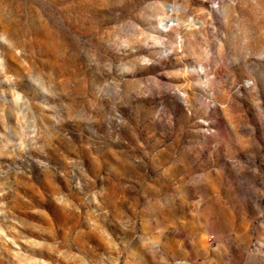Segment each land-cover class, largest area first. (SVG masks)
Returning a JSON list of instances; mask_svg holds the SVG:
<instances>
[{
	"label": "rangeland",
	"instance_id": "obj_1",
	"mask_svg": "<svg viewBox=\"0 0 264 264\" xmlns=\"http://www.w3.org/2000/svg\"><path fill=\"white\" fill-rule=\"evenodd\" d=\"M262 26L264 0H0V240L17 264H89L56 244L75 219L59 211L86 200L107 264H264Z\"/></svg>",
	"mask_w": 264,
	"mask_h": 264
},
{
	"label": "clouds",
	"instance_id": "obj_2",
	"mask_svg": "<svg viewBox=\"0 0 264 264\" xmlns=\"http://www.w3.org/2000/svg\"><path fill=\"white\" fill-rule=\"evenodd\" d=\"M183 6L187 7L188 5L185 2ZM173 39L175 40V37H173ZM165 42L166 41L162 40L161 46ZM167 42L171 44L172 49H174L177 53L183 54L184 49L182 51L178 50L175 47V43H172L171 40H169ZM141 43H144L143 39L138 41V42L131 43L130 46H132L134 44H141ZM254 43H258L262 48H264V26L259 28L258 35H257ZM222 48H223V45H222ZM151 63H152V61L149 60L148 58L141 57L138 60H133L132 62H130V65L128 66V68H130L131 72H132L136 69L137 65H139L140 67H145V66H149ZM177 75H179V73H177ZM99 88H100V86H94V90L96 93H97V90ZM176 88H178L179 91H173L172 89H171V91H173L175 94H178L182 100H186L187 99V92H188V90H190V86L188 84H180ZM87 94L89 97L88 85H87ZM222 106L223 105H221V107ZM113 109L115 110V105H113ZM108 119L109 120H115L117 127H122V126L129 127V128L131 127L130 125L127 124V121L120 118L119 114H116L112 117H109ZM90 121H91V119L87 122H90ZM69 124H72V123H69ZM62 133L66 134L68 137H70L66 132H62ZM62 146L65 148V145H63V144L51 146L49 151L43 156H47L49 153H52L53 155L57 156L62 161L61 153L64 151V150H62ZM31 154H36L37 156H42V155H39L35 152L30 151L25 155V157L31 158ZM93 159H95V157H93ZM41 162L45 163L43 160L38 159V158L34 160V163L38 166L41 164ZM45 164L47 165V163H45ZM41 169H43V168H41ZM47 169H48V165H47ZM166 172H167V169H166ZM209 183H212V181L209 180ZM249 190L252 191L253 193L257 192V190L252 188L251 186H249ZM47 195H48V192H47ZM217 198L219 199V197H217ZM73 199H76V196H73ZM50 201H51V199H50ZM51 203H52V201H51ZM87 203H88V200L83 201L78 208L80 215L79 216H73L71 218L66 217L63 213H61L58 210L61 217H63L65 220H73L74 218L75 219H74V222L72 224H70L67 228H64L62 230V234L60 236H57L56 244H57L58 248H66L67 247V248H70L73 252L78 253L79 255L85 256L88 259L89 264H107L108 253H107L106 249L96 239L95 235L91 232V230L88 228L87 223H86V220L89 217L96 218V219L100 220L99 214L94 209L91 211L88 210ZM91 203H93L92 200H91ZM97 207H99V205H97ZM82 209H83V211H82ZM93 214H95L94 217H93ZM81 218H83V220L85 222V228L79 229V231H77L75 233V235H71L72 230L77 228V225L79 224ZM0 231L5 232V234L8 236L12 235L11 228L8 225H4L3 227H0ZM56 235H57V230H56ZM80 235H85V236L91 237V239L95 242V244L101 250V255L100 256L89 255L88 252L83 247L78 246L76 244V238H77V236H80ZM70 236H71V238H70ZM15 239L17 240V242H19V236H16ZM115 240L117 243H120L122 241V240H118V239H115ZM21 248H22V245H21ZM23 250L25 252L29 251L28 249H23ZM120 251L124 256H127V247L125 245L121 246ZM16 253H17V247L15 245L9 243L8 240H0V264H17V260L19 259V257L16 255ZM29 254L40 255V253H35V252H30ZM45 259L48 260L50 262V264H61L60 259H58L55 255L45 257ZM120 264H121V261H120ZM123 264H126L125 260H123Z\"/></svg>",
	"mask_w": 264,
	"mask_h": 264
},
{
	"label": "snow or ice",
	"instance_id": "obj_3",
	"mask_svg": "<svg viewBox=\"0 0 264 264\" xmlns=\"http://www.w3.org/2000/svg\"><path fill=\"white\" fill-rule=\"evenodd\" d=\"M213 6H215V5H213Z\"/></svg>",
	"mask_w": 264,
	"mask_h": 264
}]
</instances>
